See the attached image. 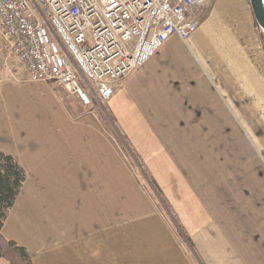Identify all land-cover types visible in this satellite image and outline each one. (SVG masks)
<instances>
[{
	"label": "crops",
	"instance_id": "0c3cea01",
	"mask_svg": "<svg viewBox=\"0 0 264 264\" xmlns=\"http://www.w3.org/2000/svg\"><path fill=\"white\" fill-rule=\"evenodd\" d=\"M204 9L188 41L169 37L101 102L126 154L97 118L96 100L85 107L48 85L61 92L52 106L64 116L62 134L43 136L47 149L17 161L27 177L2 229L7 239L20 227L18 244L34 264H223L222 256L179 249L144 188L154 182L177 205L194 159L211 156L207 143L222 142L223 126L236 124L225 111L264 126V56L247 0ZM242 264H264V249L249 246Z\"/></svg>",
	"mask_w": 264,
	"mask_h": 264
},
{
	"label": "rangeland",
	"instance_id": "374dc122",
	"mask_svg": "<svg viewBox=\"0 0 264 264\" xmlns=\"http://www.w3.org/2000/svg\"><path fill=\"white\" fill-rule=\"evenodd\" d=\"M216 1H208L204 13L211 12ZM256 28L264 56V32L257 25ZM21 73L0 35V150L24 163L47 149L40 143L43 136L62 134L59 131L64 116L52 106L60 101L61 92L53 89L55 93H50V83L23 81ZM95 102L94 112L101 125L121 147L124 142L113 121L103 104ZM225 112L236 124L223 126L222 142L207 143L211 156L194 159L184 198H177V205H170L163 192L154 188L156 185L150 183L151 187L144 188L179 249H201L209 260L219 255L224 257L223 264H242L247 262L249 246L256 251L264 249V126H246L236 110ZM262 120L260 114L259 121ZM84 130L80 126L78 132ZM208 133L211 137L212 133ZM8 237L17 244L24 241L19 226ZM0 264L7 263L0 259Z\"/></svg>",
	"mask_w": 264,
	"mask_h": 264
},
{
	"label": "built area",
	"instance_id": "2783aa9c",
	"mask_svg": "<svg viewBox=\"0 0 264 264\" xmlns=\"http://www.w3.org/2000/svg\"><path fill=\"white\" fill-rule=\"evenodd\" d=\"M208 1L0 0V35L23 81L56 83L87 107L169 37L188 41Z\"/></svg>",
	"mask_w": 264,
	"mask_h": 264
},
{
	"label": "trees",
	"instance_id": "16d2710c",
	"mask_svg": "<svg viewBox=\"0 0 264 264\" xmlns=\"http://www.w3.org/2000/svg\"><path fill=\"white\" fill-rule=\"evenodd\" d=\"M122 151L126 154L123 147ZM25 178V171L17 160L0 152V259L8 264H34L25 247L14 240L6 239L2 234L4 222L19 196ZM152 184L155 185L154 182ZM154 188L158 190L157 187Z\"/></svg>",
	"mask_w": 264,
	"mask_h": 264
},
{
	"label": "water",
	"instance_id": "95a60500",
	"mask_svg": "<svg viewBox=\"0 0 264 264\" xmlns=\"http://www.w3.org/2000/svg\"><path fill=\"white\" fill-rule=\"evenodd\" d=\"M251 13L256 25L264 32V1L248 0Z\"/></svg>",
	"mask_w": 264,
	"mask_h": 264
}]
</instances>
